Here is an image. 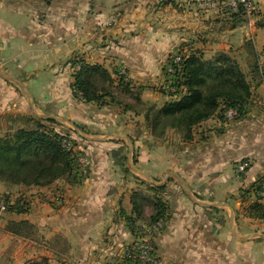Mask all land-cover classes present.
<instances>
[{
	"label": "crops",
	"instance_id": "obj_1",
	"mask_svg": "<svg viewBox=\"0 0 264 264\" xmlns=\"http://www.w3.org/2000/svg\"><path fill=\"white\" fill-rule=\"evenodd\" d=\"M255 1L260 9L249 36L246 22L235 26L230 12L201 8L198 0H0V137L43 124L72 134L92 161L82 181L63 176L26 185L0 177V196L27 200L26 211L0 212V264L43 257L49 264H122L139 238L132 220L143 221L133 194L144 189V176L157 184L163 172L182 175L162 190L160 200L174 208L159 237L163 253L182 246L174 236L182 208L186 264H257V255L264 257V241L255 240L264 233L251 230L264 219L248 213L256 202L264 206L251 191L264 176V78L251 66L254 57L264 62V0ZM180 48L238 61L252 92L245 118L227 120L220 105L173 148L172 137L154 136L144 110L74 93L80 62H73L84 60L105 67L116 84L124 69L143 104L160 108L171 99L153 86L164 83L163 66ZM245 159L250 167L239 173ZM55 190L65 198L58 207L51 203ZM240 190H248L247 201L231 198ZM225 206L229 218L210 213Z\"/></svg>",
	"mask_w": 264,
	"mask_h": 264
},
{
	"label": "trees",
	"instance_id": "obj_2",
	"mask_svg": "<svg viewBox=\"0 0 264 264\" xmlns=\"http://www.w3.org/2000/svg\"><path fill=\"white\" fill-rule=\"evenodd\" d=\"M230 15L235 26L247 21L243 12H231ZM77 62H80V66L74 74V93H79L86 102L105 104L107 97H110L111 102H115V92L106 88L98 89L97 86L98 75L109 84L115 83L110 72L100 64H91L84 60H75L73 64ZM254 71L264 78V63L261 64L257 60ZM183 77L187 88L183 97L170 100L160 108L150 106L146 110L143 109L152 130H156L164 120L170 121L173 128L184 127L187 130L186 138L189 139L194 125L213 115L220 107V99H223L225 106L238 107L241 110L252 94L251 84L238 61L225 53L209 60L204 59L201 54L190 53L185 62ZM124 80V76H120L117 85L124 84L126 91H132L128 80ZM139 101L142 102L140 97ZM70 135L39 124L36 129H19L9 136L0 137V177L10 184L47 185L58 178L68 176L72 169V158L62 147L61 139ZM164 188L165 185L159 187L161 190ZM137 196L138 193L135 192L134 209L137 216L141 217L142 204ZM154 208L156 214L149 223L155 222L167 212V206L161 200H157ZM8 210L23 212L26 208H20L16 202L10 205ZM248 211L251 217L264 219V206L258 202L252 204ZM138 221L132 220L135 229ZM129 261L124 258L122 264H129ZM26 264H49V261L43 257L29 260Z\"/></svg>",
	"mask_w": 264,
	"mask_h": 264
},
{
	"label": "built area",
	"instance_id": "obj_3",
	"mask_svg": "<svg viewBox=\"0 0 264 264\" xmlns=\"http://www.w3.org/2000/svg\"><path fill=\"white\" fill-rule=\"evenodd\" d=\"M198 5L204 9L221 8L233 13L243 12L246 17V25L249 35L256 24V14L259 7V2L255 0H198ZM190 52L185 48H180L169 55L164 66L163 73L165 81L163 88L171 100H179L187 93V88L184 84V66ZM120 76H124L126 71L120 70ZM240 114L238 107H225L224 117L227 120L235 119ZM62 147L70 153L72 158V169L68 175L76 181L84 180L90 173L92 161L77 139L70 136H65L61 139ZM250 167V161L245 159L240 161L236 168L239 173H244ZM252 196L257 200L264 199V176L257 179L251 188ZM64 195L59 190H55L51 194V203L58 207L64 203ZM19 203L20 208H27V200L25 198L13 199L12 193H5L0 196V212H6L10 205ZM168 221L167 214L161 216L153 223H137L139 237L135 242L126 247L124 257L129 259V264H161L155 250L152 246V240L158 236L165 228ZM142 233V234H141Z\"/></svg>",
	"mask_w": 264,
	"mask_h": 264
},
{
	"label": "rangeland",
	"instance_id": "obj_4",
	"mask_svg": "<svg viewBox=\"0 0 264 264\" xmlns=\"http://www.w3.org/2000/svg\"><path fill=\"white\" fill-rule=\"evenodd\" d=\"M227 12H230L227 10ZM231 13V12H230ZM257 15V14H256ZM256 18V17H255ZM247 26V25H246ZM247 30L248 27H247ZM253 32V31H252ZM249 33V32H248ZM249 36H252V35H249ZM247 51L249 52V55L248 57H252L253 58V49L248 47L247 48ZM263 54V52H262ZM254 63L251 65L252 68H255V63L257 60H255V57H254ZM264 63V62H263ZM240 65V64H239ZM241 67V66H240ZM261 77V74H256L255 78L256 79H259ZM96 80H98L97 82V86H98V89H108L112 92H115L114 96H115V99H117V103L118 104H123L122 106L124 105H127L128 107H131L133 109V111H138V110H146V108H149V106H153V105H148V104H143L141 101H139V97L137 94H139L137 91H126V88H125V85H117L116 83H112V84H109L108 82L106 81H103V79L101 77H99V75L96 77ZM124 82H127L126 80H124ZM154 90L155 91H158V92H162V93H165L166 94V90L163 88V84H157V85H154L153 86ZM114 99V100H115ZM251 99V96H249L246 100V102L244 103V106L242 107V109L240 110V114L237 118H235L234 120H238L240 118H245L246 114L248 113V111L253 107V103L250 101ZM110 97H107L105 99V102H111L110 101ZM221 100V105H225L223 99H220ZM114 102V101H112ZM160 106L163 104V102L159 103ZM148 105V106H147ZM156 106H159V105H154L153 107L156 109L158 107ZM225 107H229V106H225ZM130 108V109H131ZM224 110V109H222ZM242 118V119H243ZM148 124V127L149 129L151 130V132L154 134L155 137L159 138L160 140H164L163 138L165 136H168V137H172L173 138V148H175L176 146H179L180 148H182L183 146V142L185 140H187L188 138L187 137V130L183 127L181 128H173L170 124V121H163L159 124V126L157 127L156 130H152L150 124L147 122ZM194 128V127H193ZM193 128H192V131H193ZM192 131H191V136H192ZM61 133H65V130L62 131ZM68 133V132H67ZM13 134V133H12ZM72 135V134H71ZM178 139V140H177ZM184 139V140H183ZM133 162L135 164H133L134 166L136 165V162L137 160H135V157L133 158ZM175 174L176 175H179L181 176L182 178V175H180L179 173H167L165 174V172L161 173L160 175H158V177L156 178L158 183H153L154 181H152L151 183V180H149L148 176H144V183H147L145 184V187L143 190H141L140 192H137L138 193V198L141 202H142V212H141V219L143 221L139 222L140 224H148L149 221H151L153 219V217L155 216L156 214V211H154V213L151 215V211H152V208L154 206V204H157V200H160L163 196V191L161 189H159V187L161 186L160 184L164 181V179L167 177V180L165 181V185L168 183V182H172V183H177L178 182V179L177 177H175ZM239 173L236 174V176H238ZM236 178V177H235ZM149 183L151 184H154L153 186H150ZM163 184V185H164ZM162 195V196H161ZM161 196V197H159ZM197 197L199 198H202L201 195L197 194ZM246 197H249L248 195V190H240L239 193L231 196V198L235 201L236 199H240L243 201H247L246 200ZM251 197V196H250ZM17 198H24V195H21L19 194L17 196ZM253 199H256L255 197ZM225 203H227L229 200L228 198H225L224 199ZM145 206V212H144V207ZM226 206L224 207V209H213L210 211L211 214H216L218 213L219 214V210H222L223 211V214L224 216H226L227 218H229V214L228 211H226ZM167 217H168V221L171 220V217H172V212L174 210L173 206L171 208V206H168L167 208ZM182 208L180 209V215H179V224L178 227L181 228L179 229L177 227V229H175L174 231V236L178 238L177 243H181L182 246H179L178 248V251H172L171 250V253H169L168 255L163 253L162 250L160 249L159 247V237L160 235L162 234V232L156 236L154 238V240H152V246L155 250V254L157 255L159 261L161 264H186L184 261L185 259H188V255H185L184 254V248H183V236L184 234H187L188 231H185L183 229V225H184V212H182ZM170 213V215L168 214ZM167 221V223H168ZM14 227V225H13ZM167 227V224L165 226V228ZM165 228L163 230H165ZM252 231H254L255 233H264V225H256L255 227H253L251 229ZM142 234V233H141ZM262 235L258 234V236L255 237V240L256 241H264V237H261ZM140 238V237H139ZM198 257V255H196ZM193 260L196 259V258H192ZM257 264H264V257L261 256V254L257 255ZM4 264H9L8 262H4Z\"/></svg>",
	"mask_w": 264,
	"mask_h": 264
},
{
	"label": "water",
	"instance_id": "obj_5",
	"mask_svg": "<svg viewBox=\"0 0 264 264\" xmlns=\"http://www.w3.org/2000/svg\"><path fill=\"white\" fill-rule=\"evenodd\" d=\"M3 76H6L8 78H12V76L8 75V74H5V73H2ZM13 79V78H12ZM168 177V176H167ZM167 177L164 179V181L160 184V185H163L165 183V181L167 180ZM175 177H177L178 179H180V177L178 175L175 174ZM159 184V183H158Z\"/></svg>",
	"mask_w": 264,
	"mask_h": 264
}]
</instances>
